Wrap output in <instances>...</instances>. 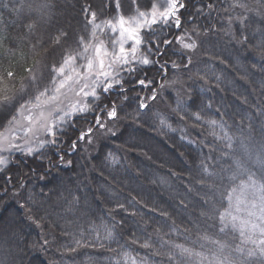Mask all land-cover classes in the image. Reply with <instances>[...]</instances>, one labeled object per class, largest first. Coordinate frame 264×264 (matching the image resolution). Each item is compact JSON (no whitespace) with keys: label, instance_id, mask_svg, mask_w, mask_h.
I'll list each match as a JSON object with an SVG mask.
<instances>
[{"label":"trees","instance_id":"trees-1","mask_svg":"<svg viewBox=\"0 0 264 264\" xmlns=\"http://www.w3.org/2000/svg\"><path fill=\"white\" fill-rule=\"evenodd\" d=\"M91 1L96 0H50L51 13L36 36L47 41L58 31H66L73 34L69 41L73 46L78 34L87 39L90 24L84 10ZM153 1L140 0L137 7L149 10ZM183 2L187 7L181 14L182 30L187 27L192 35L195 27L201 45L191 54L190 64L187 54L175 45L158 56L164 51L162 46L155 51L166 70L125 73L126 91L111 93L95 113H101L106 127L116 130L115 139L100 127L87 134L89 119H73L64 143L54 146L68 151L72 141L85 136L76 153L66 157L69 166L45 171L29 160L25 167L12 168L7 177H0V264H116L122 251H128L133 260L146 256L149 264H167L163 256L153 255L139 242L150 241L153 248L164 251L158 239L163 237L168 243L211 255L212 245L201 240L205 234L228 245L235 257L231 264H261L259 259L250 261L231 251L242 237L233 230L221 232L217 212L227 205L225 191L231 192L247 177L233 181V173L248 171L256 160L264 161V0ZM208 3L216 11L210 19L199 17L198 11L208 12ZM99 4L101 18L113 14L105 0ZM13 6L19 7L17 0H0V32L8 37L0 54L20 44L11 64L23 76L24 56L31 43L27 38L20 41L27 29L23 18L14 23L18 17ZM185 16L192 23L184 25ZM229 19L235 39L223 30ZM211 24L215 26L209 30ZM59 47L52 45L49 51ZM55 59H59L58 52ZM171 63L179 68L172 69ZM138 79L151 85L141 88L135 83ZM153 93L156 99L142 111L141 99L149 100ZM113 101L120 113L115 122L105 118ZM161 119L171 127H162ZM210 120L222 124L223 130L210 126ZM102 143L108 147L98 160ZM108 153L117 163L107 160ZM204 168L216 175L207 176ZM256 174L261 175L259 170ZM190 183L196 184L195 190ZM107 229L114 230V239L105 238ZM75 240L89 246L66 250ZM123 264H129L127 258ZM184 264L200 261L189 257Z\"/></svg>","mask_w":264,"mask_h":264},{"label":"snow or ice","instance_id":"snow-or-ice-1","mask_svg":"<svg viewBox=\"0 0 264 264\" xmlns=\"http://www.w3.org/2000/svg\"><path fill=\"white\" fill-rule=\"evenodd\" d=\"M19 7L13 6L18 19L14 23H19L23 18L24 26L27 31L23 37L20 38L21 43L23 39L27 38L31 43L30 52L24 56L23 73L21 76L11 64L12 58L16 55V50L20 48V44L14 43L12 47L6 50V54H0V120L7 121L6 132L7 139L12 140L21 138L18 136L9 137L10 133L21 132L25 143H36L37 147L27 148V154L32 155L34 151L44 149L50 142L45 140V136H55L54 126L64 120L68 112L65 111V106H70L71 111L77 110L81 112L88 111V104L85 103L89 98L92 101L100 99V93L105 96L113 93L115 90L126 91L124 88L125 73H133L136 71L138 65L148 67L152 64L159 65L161 70H166V65L160 63L158 60H150L149 54L155 55V50L162 46L169 49L175 45L187 55L185 59L190 64L191 54H194L201 45L200 33L193 27L192 35L188 34L187 27L182 30L181 14L186 9V4L183 0H166V2L157 7L156 5L148 4L151 11H141L137 7V0H130L131 6L134 9V14L125 18L123 15L119 16L118 23L113 20L107 21V26L110 28L113 37L118 35L115 39V44L118 48L111 53L104 51L101 54V49L95 45L87 42L84 37H80L75 42V46L69 43L73 39V34L66 31H58L54 37H49L47 41L43 36H36V33L41 31L46 15L51 13L52 4L50 0H17ZM115 7L120 9V0H116ZM208 9L207 13L203 10L198 11L199 17L210 19L212 14L216 11L213 3L205 5ZM90 16L88 23L91 25L92 36L95 37L97 30L102 27L97 23L96 12L88 13ZM197 18V17H196ZM4 25L8 22L3 21ZM184 25L190 22L187 16L184 18ZM158 26V27H157ZM215 24H211V30ZM171 37L166 33L171 30ZM228 35H232L235 39L233 26L231 20L227 21V26L223 28ZM161 36H165L161 40ZM196 36V39H193ZM35 37V40H32ZM67 37V39H64ZM64 41L62 44L61 41ZM175 41V43H174ZM199 41V43H197ZM8 42V37L0 32V47ZM244 41H238L242 43ZM130 44V47L126 45ZM52 45H60L55 52H50ZM143 49V51H142ZM59 53V59H55V53ZM165 51H160L158 56L163 57ZM82 60V64L77 61ZM7 65V66H6ZM172 69H178L179 65L171 63ZM81 69L84 71L82 72ZM19 78V87H9L8 82H16ZM136 85L141 88H146L151 85V82L145 79H138L135 81ZM161 84L160 87H163ZM151 100L156 99L155 93L150 97ZM73 100H79L80 103L73 105ZM141 109H146V103H140ZM62 112L57 118V113ZM120 116L119 109L115 102H111L106 111L107 121H118ZM200 119L199 115L195 117ZM97 124L104 130V134L115 135L116 130L113 127H106V121L97 116ZM213 128L219 126L223 130V125L218 124L216 120L207 121ZM162 127L171 126L166 124L164 119H161ZM91 134V133H89ZM5 140H0V142ZM191 142V141H189ZM107 160L111 164L117 163L113 158L112 153H108ZM5 160H0V165H5ZM70 165V161L68 162ZM261 168V175L256 176L250 170L242 173H233L230 177L235 181L242 175H246L247 179L242 180L236 187L231 189V192L225 191V196L228 201V206L224 211L217 212L218 221L221 225L220 231L231 224L232 227L240 230L242 237L241 243L235 246L231 251L237 257H247L248 260L259 259L261 264H264V161H259ZM239 167V166H237ZM204 174L207 176H215L214 171H209L204 168ZM190 191V189H189ZM250 197V200L248 198ZM183 203V202H181ZM246 204L245 212L246 219L239 220L233 214V210L240 211V205ZM23 207V205H21ZM167 216V213H163ZM205 215L201 212V216ZM32 219V216H29ZM36 222V221H33ZM171 228L175 229V223H171ZM115 232L112 229H107L106 239L112 240L115 238ZM161 242L160 249L153 248L150 241L145 240L139 242L144 249H151L153 255L163 256L167 264H175L179 261L184 264V261L189 257H194L200 261V264H231L235 259L229 251L228 245L219 239H212L208 235L201 236V240L207 241L212 247L208 249L211 255H205L203 252H195L191 248L183 245L168 243L163 240V237H158ZM136 242V243H137ZM47 243V241H45ZM251 245V247H248ZM89 245L82 240H75L73 246L65 248L66 250L75 251L81 247H88ZM205 245L201 244V248ZM127 258L129 264H149L148 258L140 257L134 260L128 251L121 252V259L116 261V264H123L124 259Z\"/></svg>","mask_w":264,"mask_h":264},{"label":"rangeland","instance_id":"rangeland-1","mask_svg":"<svg viewBox=\"0 0 264 264\" xmlns=\"http://www.w3.org/2000/svg\"><path fill=\"white\" fill-rule=\"evenodd\" d=\"M120 1L129 2V8H132V10H133V7L131 6L130 0H120ZM106 2H107V4L110 5V7H113L112 8L113 14H111L110 17H105V18H101L100 15L97 16L96 22L100 23L102 25V27L97 30V34L93 40V42H94L93 45H95L96 47H99L101 49V54H103L104 51L111 53L114 49L118 48V45H116L114 41H115V39H118L119 37H118V35L113 37V34L111 33L110 28L107 26V21L113 20V22L118 23L119 16L123 15L127 19V18H129V16L134 14V11H133L130 15H127V14H124L123 12H121V10H117L116 7L114 8L116 0H106ZM165 2H166V0H158V1L154 2L153 5L160 7ZM146 11L150 12L151 10H146ZM85 17L88 18V20L90 19V17L88 15H86ZM90 29H91V25H90ZM79 36H80L79 34L76 36L77 40L80 39ZM91 39L87 38L86 41L92 44ZM130 46H131L130 44L126 45V47H130ZM142 51H143V49H142ZM149 55H150L149 56L150 60H158V56H157L156 51H155V55L152 53H150ZM77 63L82 64L83 61L78 59ZM137 68H141V69L142 68L143 69L159 68L160 69L159 65H157L155 63L148 66V67H145L143 65H138ZM81 71L83 72L84 70L81 69ZM162 73H165V72H162ZM103 96H104V94L101 92L100 93V99L98 101H92L91 98H89L87 101H85V103L88 104V111H86V112H81L79 110L73 112L71 110H67L68 115L65 116L64 120L58 124H55V126H54L53 130L55 132V136L58 138H61L63 134L69 133L70 132L69 125H70V122L72 121V119H74L75 117H82V118L87 117L97 107V105H99V103L103 99ZM79 103H80V101L77 104H79ZM77 104H74V105H77ZM58 117H59V115L57 116V118ZM14 135L21 137V138L15 139L16 141L13 144L14 151L11 153L3 154V155L0 154V160H5L7 162L5 164L6 167L14 164V162H17L19 159H22L24 157L35 158L37 156H40L41 153L43 154V152L50 149V147H51V145L49 143L44 149H42L40 151H34L32 155H28L27 151H26L27 148L33 147L35 149L37 147V144L33 143L30 146H23L22 147L21 144L24 145L23 133H17V134L15 133ZM50 138L51 137H49V136L44 137L45 140H48ZM6 139H7V137H4L2 140H5V141L0 142V153L9 152L12 148V145L10 144L12 142L11 139L10 138L8 140H6ZM258 162L259 161L256 160L255 162H253L252 165H251V163L249 164L250 165L249 170H251L255 174H256L257 170H259V172L261 173V168H260ZM0 166H3V165H0ZM254 166L257 167L256 171L254 169L255 168ZM0 174H2V173H0ZM257 177H259V176H257ZM246 179H247V177H246ZM248 200H250V197L248 198ZM227 206H228V201H227V205L225 208H227ZM246 206H247L246 204H241L239 212H236L235 210H233V214L238 217L237 223H239V220L246 219V212H245ZM226 229L233 230V231L237 232L240 236V230L238 228L232 227L231 224ZM250 247H251V245H250Z\"/></svg>","mask_w":264,"mask_h":264},{"label":"bare ground","instance_id":"bare-ground-1","mask_svg":"<svg viewBox=\"0 0 264 264\" xmlns=\"http://www.w3.org/2000/svg\"><path fill=\"white\" fill-rule=\"evenodd\" d=\"M106 1V0H105ZM156 1H158V0H155V1H153V2H151V4L153 5V3L154 2H156ZM139 2H140V0H137V5L139 4ZM100 0H96V1H91L90 2V5L89 6H86V7H88V13H90V12H96V14H97V16L99 15V10H98V7H100ZM136 5V6H137ZM91 6V7H90ZM113 8V7H112ZM114 8H115V6H114ZM93 10V11H92ZM119 10H121V12H123L124 14H127V15H130L131 13H132V9H130L129 7H127V5H126V1H120V9ZM149 10H151V8L149 7ZM89 16V15H88ZM90 17V16H89ZM158 27V26H157ZM172 31H175L174 29L173 30H171V31H169L168 33H166V35L170 38L171 37V34H172ZM89 36L87 37V38H92L91 39V42H92V44L94 43L93 42V40H94V37H92L91 35H92V33H91V29H90V31H89V34H88ZM163 38H165V36H161V39H163ZM86 40V39H85ZM78 41V40H77ZM175 42V41H174ZM163 50L165 51L166 49L163 47ZM148 70H151V69H141V68H136V71L134 72V73H142L143 71H148ZM116 91H118V89L117 90H115L114 92H116ZM110 95V94H109ZM109 95L108 96H103V99H102V101L99 103V105H97V107L91 112V114H89L87 117H85V118H82V117H75L74 119H77V118H80V119H89V121H90V125H91V128L88 130L89 132L87 133V134H89V133H91L94 129L93 128H99V125L97 124V116H101L102 118H104L102 115H101V113L100 114H95L99 109H101L102 108V103H103V101L105 100V99H107L108 97H109ZM152 100L151 99H149V100H147V99H144V98H142L141 99V101H140V103L141 102H143V103H146L148 106H149V104H150V102H151ZM79 102V100H73L71 103L74 105V104H77ZM148 108V107H147ZM147 108L146 109H141L142 111H146L147 110ZM67 110H71V107L70 106H65V111H67ZM63 113L62 112H58L56 115L58 116V115H62ZM105 118H106V115H105ZM73 120V119H72ZM72 122V121H71ZM71 122H70V124H71ZM6 128H7V123H5V124H0V137L3 139L4 137H7L8 136V134H7V132H6ZM69 128H70V125H69ZM92 129V130H91ZM94 132V131H93ZM16 132H13L12 134H11V136H13L14 134H15ZM21 133V132H20ZM17 134V133H16ZM69 135V133H65V134H63L62 135V137L61 138H58V137H56V136H54V138L53 137H51L50 139H48V141H53L54 140V142H50V145H51V147H50V149H48V150H46L45 152H43V154L41 153L40 154V156H37V157H35V158H27L28 160H25V159H23V160H18L17 162H14V164H12V165H10V166H8V167H6V165H3V166H0V173H2V174H0V177H7L8 176V174L10 173V171H11V169L12 168H21L22 166H26V165H28V162H29V160L30 161H35V162H37V164H40L39 165V167H40V169H44L45 171L46 170H53V169H55V168H57V167H59V168H64L65 166H69V161H68V159L66 158V157H71L72 155H74L75 153H76V151H77V147H78V145L80 144V143H82L83 142V140H84V138H85V136L84 135H81L80 136V138L79 139H76V140H74V141H72L71 142V148L68 150V151H65V150H63V151H61V149H56V148H54V146H57V145H60V144H62V143H64V141L66 140V138H67V136ZM10 136V137H11ZM45 137H47V136H45ZM2 139H0V140H2ZM11 139V138H10ZM11 145H12V148H11V150L9 151V152H5V153H0L1 155H3V154H7V153H11V152H13L14 151V147H13V144H14V142L16 141V140H12L11 139ZM33 143H28L27 144V146H30V145H32ZM49 152H51V153H49ZM45 154V155H44ZM67 156H66V155ZM55 160H57L56 162H55ZM68 161V162H67ZM4 171V172H3ZM20 171V170H19ZM35 171V170H34ZM21 172V171H20ZM24 174H21V176H23ZM19 178V177H18ZM20 179V178H19ZM8 181H10V178H7V182Z\"/></svg>","mask_w":264,"mask_h":264},{"label":"clouds","instance_id":"clouds-1","mask_svg":"<svg viewBox=\"0 0 264 264\" xmlns=\"http://www.w3.org/2000/svg\"><path fill=\"white\" fill-rule=\"evenodd\" d=\"M8 85H9V87H15V88H18V87H19V78H17V81H16V82L9 81V82H8ZM101 130H103V129L101 128ZM121 135H123V133H121ZM112 138L115 139V135H113ZM106 147H108V145H107L106 143H102V145H101L102 151H101V153H99L98 156H97V159H98V160L103 159V149H105ZM198 183H201V182H197L196 184H198ZM196 184H195V185H196ZM190 185H192V189H191V190H195V185H193V184H191V183H190Z\"/></svg>","mask_w":264,"mask_h":264}]
</instances>
